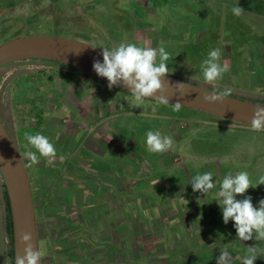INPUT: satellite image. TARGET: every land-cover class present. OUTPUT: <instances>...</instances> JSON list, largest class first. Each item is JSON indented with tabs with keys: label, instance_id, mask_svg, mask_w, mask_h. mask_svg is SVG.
I'll return each instance as SVG.
<instances>
[{
	"label": "rangeland",
	"instance_id": "obj_1",
	"mask_svg": "<svg viewBox=\"0 0 264 264\" xmlns=\"http://www.w3.org/2000/svg\"><path fill=\"white\" fill-rule=\"evenodd\" d=\"M238 3L245 9L239 17L232 13ZM147 23L152 24L149 28H153L152 36L157 41L159 30L192 40L163 42L172 57L168 62L169 75L217 92L231 89V97L264 105V0H0V43L16 36L45 34L111 48L134 43L135 34L141 31L138 25ZM217 48L221 50L220 63H227L230 70L213 85L204 80L201 64ZM51 66L58 64L24 59L0 67V75L6 77L2 90L7 89V104L10 83L26 68ZM41 73H37L38 78ZM56 75L62 76L61 72ZM108 122L113 132L104 134L102 143L107 144V138L112 136L109 148L102 144L100 155L81 147L83 157L78 161H88L91 168L112 177V188H101L103 182L95 181L100 197L95 199L98 206L94 210L100 214L106 211L110 203H101L105 198L112 200L115 212L120 210L113 227L103 231L110 233L113 253L119 245H125L121 260L126 264H168V259H174L178 264L184 256L186 264H216L220 250L229 248L233 264H241L248 247L264 250V241H239L234 222H223L221 208L213 200L228 173L246 171L253 183L264 176V131H253L251 123L190 107L173 111L171 104L159 105L155 100H146L142 107L135 108L121 103ZM22 129L20 137L22 131L23 136L27 133L25 127ZM148 131L170 136L173 148L163 155L149 152ZM24 141L25 138L20 139ZM73 157L67 155L69 159ZM24 164L28 174H32L28 163ZM204 172H212L216 183L206 197L193 192L189 183ZM2 182L0 175V190ZM246 195L258 206L264 198V184L250 188ZM183 199L188 201L186 206ZM158 209L162 215L171 211L170 215L161 219ZM122 211L125 219H121ZM126 224L128 230L124 229ZM100 226H104L102 221ZM39 248L42 256L43 241ZM7 249L0 194V264H9ZM119 252L121 256L122 251ZM254 264H264V257Z\"/></svg>",
	"mask_w": 264,
	"mask_h": 264
},
{
	"label": "flooded vegetation",
	"instance_id": "obj_2",
	"mask_svg": "<svg viewBox=\"0 0 264 264\" xmlns=\"http://www.w3.org/2000/svg\"><path fill=\"white\" fill-rule=\"evenodd\" d=\"M147 24L149 26L138 25L141 27L138 34L144 36L145 29H151L149 27L152 24ZM177 38V41L180 42L183 40L192 41L189 37L185 39L186 37L183 36L168 37L165 41ZM43 60L54 62L58 66L26 68V71L21 73L24 79H21V75H19L10 83V88H8L9 104H7L4 95V91L7 89L2 90L6 77L0 75V119L21 156L26 150L24 145L27 143L26 140L20 142L21 138H25L23 131L21 137L18 135L19 131L23 130L22 127L27 129L28 134L40 133L48 137L57 150L54 166H48L45 158L40 157V163L31 167L34 172L28 174L39 246L43 241L42 262H40L41 264H126L124 260H121L125 254V245L123 244L122 247L119 245L116 252L113 253L115 248L110 233L103 231L108 227H113L119 219L120 210L115 212L112 200L110 202L108 198L101 201V203H110L104 213L100 214L99 211L94 210L95 206H98L95 199L100 197V189L98 191V188H94L95 183L102 181L103 183L99 187L112 188V177L110 178V175H106L102 171H97L96 168L94 170L88 161L86 164H81L78 161L83 157L81 147L89 151L96 146L98 131L101 134H110V132L105 133L106 128L102 124L97 125L96 120L90 114L86 115L88 118L82 127L79 120L75 119L72 114L73 108L67 106L66 98L61 97L67 92L66 89H60V94H49L43 92L44 85L42 86V83L39 82L49 84L48 82L55 79V76L63 80V76L56 75L60 69L64 71L61 72L62 75L67 74L68 70L89 75L57 61ZM32 72L34 79L38 78L37 73L42 72L43 75L34 80ZM74 96H76L75 93ZM109 139L108 137L107 144H103V140L99 144L109 148L108 145H111V139ZM65 140L70 142L69 146H67L68 141L65 143ZM70 154L74 155V159L67 158V155ZM60 157H63L62 162ZM23 160L28 163L27 159L23 158ZM35 171L41 173L37 174ZM42 172H48V174ZM96 175L100 176L102 180L97 179ZM2 183L0 194L4 208ZM121 215V219H125L123 211ZM101 221L104 226H100ZM127 225L124 226L126 230H128ZM7 246L9 247V239H7ZM119 251H122L121 256Z\"/></svg>",
	"mask_w": 264,
	"mask_h": 264
},
{
	"label": "clouds",
	"instance_id": "obj_3",
	"mask_svg": "<svg viewBox=\"0 0 264 264\" xmlns=\"http://www.w3.org/2000/svg\"><path fill=\"white\" fill-rule=\"evenodd\" d=\"M244 11L245 9L239 6V3L232 8L233 15L237 17L242 16ZM100 48L103 62L94 61L93 69L99 76L107 78L109 89L116 86L127 88L132 97L126 100L129 107H142L146 100H155L159 105L167 106L171 103L173 111L181 110L182 104L179 101L170 102L164 88L163 78L171 72L168 62L172 59L165 47L153 48L137 46L134 43H120L111 48ZM220 61L221 50L217 48L211 50L202 62L203 78L207 83L215 85L230 70L227 63L221 64ZM178 90L181 95L186 92L183 84L178 85ZM231 94V89H224L217 94L205 95L204 99L212 103L221 101ZM250 123L253 131H264V107L256 108ZM25 140L27 141L24 145L26 150L22 156L28 161L26 166L38 165L40 157L45 158L48 166L55 165L57 150L48 137L40 133L34 135L25 133ZM146 145L149 152L163 155L173 148L174 140L160 131H148ZM60 160L62 162L63 157H60ZM189 183L193 192L198 191L204 197L216 188L212 172L198 173ZM262 184H264V176H261L257 183H253L246 171L228 173L221 180L219 190L213 197L221 208L223 222L225 224H228L230 220L234 222L237 239L241 242L252 239L264 241V198L259 200L258 206H254L252 197L246 195L250 188H256ZM238 195L243 198L237 199ZM183 203L186 206L188 201L183 199ZM23 241L26 245L24 254L17 256L16 264H40V253L38 250H33L30 243L31 234H24ZM261 257H264V250L257 251L255 246L248 247L247 254L241 258V264H254ZM216 264H233L232 253L227 249H221L216 258Z\"/></svg>",
	"mask_w": 264,
	"mask_h": 264
},
{
	"label": "water",
	"instance_id": "obj_4",
	"mask_svg": "<svg viewBox=\"0 0 264 264\" xmlns=\"http://www.w3.org/2000/svg\"><path fill=\"white\" fill-rule=\"evenodd\" d=\"M72 38L45 34L21 35L0 43V66L23 59H48L82 71L108 84L107 78L99 76L93 69L96 60L103 62L102 49ZM166 95L170 102L179 101L182 106L203 110L217 116L250 123L256 108L264 105L235 97L209 103L204 96L217 91L167 75L163 78ZM186 92L181 95L178 85ZM128 92L123 86H116ZM171 104V103H170ZM0 119V173L6 187L13 228V264L17 256L24 254V234H31L33 250L39 251L32 190L23 158ZM41 264V262H40Z\"/></svg>",
	"mask_w": 264,
	"mask_h": 264
},
{
	"label": "crops",
	"instance_id": "obj_5",
	"mask_svg": "<svg viewBox=\"0 0 264 264\" xmlns=\"http://www.w3.org/2000/svg\"><path fill=\"white\" fill-rule=\"evenodd\" d=\"M152 30L145 29L146 34L144 36H141L140 34L135 35L134 43L146 45L149 42L152 44L151 46L153 48H156L162 46L163 42L168 37L177 36L174 33L173 34L167 33L165 30H159L156 31L159 32L160 34L159 37H157L158 39L157 41L152 36L154 32V30L153 31ZM59 71L64 72L61 69ZM71 73L74 74V76L72 75L71 77H68V74ZM62 76H63L62 77L63 80H60L59 77L55 76V79L48 82L49 84H45V82L39 81L40 83H42V86L44 85V87L42 88L43 92L45 91L46 93L49 94L51 93L60 94V89L61 90L66 89L67 92L64 95L65 96L64 98H66L65 103H67V106H69L71 109L73 108L72 114L75 119L79 120L80 125L82 127H84L85 121L88 118L86 117V115L90 114L96 120L97 125L102 124L103 127L106 128L105 133L107 131L112 133L113 129L112 127H109V122H108L109 116L112 115L115 111H117L121 107V103H128L126 100H130L132 98L131 94L125 90L118 89L116 87L109 89L107 83L98 80L96 78H92L90 76L82 75L77 71L68 70L67 74H63ZM74 93L76 96H74ZM118 101H120V104ZM103 136L104 134H101L100 131H98L96 136V146L92 147V150L96 153H99L100 155L103 153V148L102 145L99 143L103 140ZM125 192L126 195L128 196L127 198H130L131 194H129L128 188ZM122 200L124 202L125 196H123ZM125 202L127 203L128 201L125 200ZM170 212L171 211L167 212L165 215H162L159 210L161 219H163L166 216H169ZM233 251L239 252L238 250H233ZM183 257L184 256L181 257V260H183ZM176 261L177 260L169 259L168 263L177 264Z\"/></svg>",
	"mask_w": 264,
	"mask_h": 264
},
{
	"label": "trees",
	"instance_id": "obj_6",
	"mask_svg": "<svg viewBox=\"0 0 264 264\" xmlns=\"http://www.w3.org/2000/svg\"><path fill=\"white\" fill-rule=\"evenodd\" d=\"M0 175H1V173H0ZM2 186H3L2 196H3V200H4V204H5V207H4V230H5V234L7 236V239H9V247H8L9 251H7V257L9 258V264H13L14 251H13L12 217H11L9 199H8V195H7V191H6V187H5L4 182L2 183ZM153 261H155V259ZM165 264H167V263H165ZM178 264H186L185 257H183V260L179 261Z\"/></svg>",
	"mask_w": 264,
	"mask_h": 264
}]
</instances>
